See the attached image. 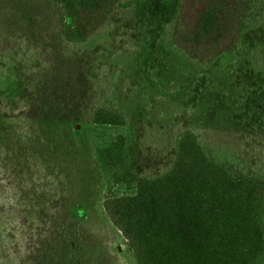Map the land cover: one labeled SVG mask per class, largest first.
I'll return each instance as SVG.
<instances>
[{
	"label": "rangeland",
	"instance_id": "374dc122",
	"mask_svg": "<svg viewBox=\"0 0 264 264\" xmlns=\"http://www.w3.org/2000/svg\"><path fill=\"white\" fill-rule=\"evenodd\" d=\"M179 4L128 0L108 33L70 46L58 38L52 0H0V31L28 38L20 53L28 65L7 87L39 104L33 116H0V264H137L103 208L106 192H134L97 158L98 144L119 135L125 168L141 175L171 165L185 129L216 159L263 168L264 29L200 64L170 43ZM112 100L129 124H94V107ZM14 206L25 208V222Z\"/></svg>",
	"mask_w": 264,
	"mask_h": 264
},
{
	"label": "trees",
	"instance_id": "16d2710c",
	"mask_svg": "<svg viewBox=\"0 0 264 264\" xmlns=\"http://www.w3.org/2000/svg\"><path fill=\"white\" fill-rule=\"evenodd\" d=\"M52 1L60 7L58 38L80 46L108 33L128 0ZM257 27L264 29V0H180L169 40L189 59L211 64ZM27 42L0 31V116H33L39 107L34 93L25 101L6 84L26 69L20 53ZM258 69L264 77V58ZM92 122L119 127L130 121L112 100L94 107ZM126 149L119 135L98 144L96 153L114 184L134 188L106 192L103 208L137 264H264V166L249 170L237 158L216 159L193 129L177 134L171 165L155 175L126 169ZM13 213L26 221L23 206Z\"/></svg>",
	"mask_w": 264,
	"mask_h": 264
}]
</instances>
